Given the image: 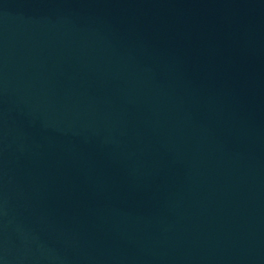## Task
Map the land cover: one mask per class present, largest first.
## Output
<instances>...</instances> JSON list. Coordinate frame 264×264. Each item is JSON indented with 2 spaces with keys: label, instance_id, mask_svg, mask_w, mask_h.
Here are the masks:
<instances>
[{
  "label": "water",
  "instance_id": "water-1",
  "mask_svg": "<svg viewBox=\"0 0 264 264\" xmlns=\"http://www.w3.org/2000/svg\"><path fill=\"white\" fill-rule=\"evenodd\" d=\"M0 264H264V0H0Z\"/></svg>",
  "mask_w": 264,
  "mask_h": 264
}]
</instances>
